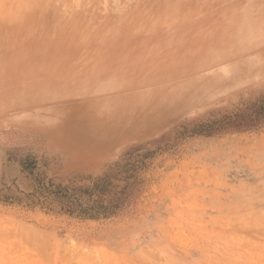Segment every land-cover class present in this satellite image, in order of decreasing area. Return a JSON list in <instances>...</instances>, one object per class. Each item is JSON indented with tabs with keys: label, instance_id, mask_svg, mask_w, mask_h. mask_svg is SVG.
I'll return each mask as SVG.
<instances>
[{
	"label": "rangeland",
	"instance_id": "rangeland-1",
	"mask_svg": "<svg viewBox=\"0 0 264 264\" xmlns=\"http://www.w3.org/2000/svg\"><path fill=\"white\" fill-rule=\"evenodd\" d=\"M0 264H264V0H0Z\"/></svg>",
	"mask_w": 264,
	"mask_h": 264
},
{
	"label": "bare ground",
	"instance_id": "bare-ground-1",
	"mask_svg": "<svg viewBox=\"0 0 264 264\" xmlns=\"http://www.w3.org/2000/svg\"><path fill=\"white\" fill-rule=\"evenodd\" d=\"M36 1V0H35ZM53 1V0H52ZM38 2V1H37ZM37 5V4H36ZM35 8V7H34Z\"/></svg>",
	"mask_w": 264,
	"mask_h": 264
}]
</instances>
